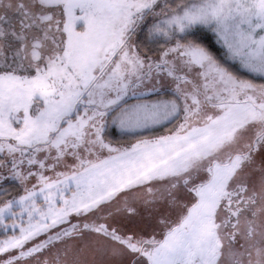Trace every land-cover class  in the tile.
<instances>
[{
    "label": "snow or ice",
    "instance_id": "obj_1",
    "mask_svg": "<svg viewBox=\"0 0 264 264\" xmlns=\"http://www.w3.org/2000/svg\"><path fill=\"white\" fill-rule=\"evenodd\" d=\"M0 264H264V0H0Z\"/></svg>",
    "mask_w": 264,
    "mask_h": 264
}]
</instances>
